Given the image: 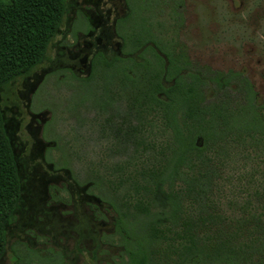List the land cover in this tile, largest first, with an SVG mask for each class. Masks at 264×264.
<instances>
[{"label":"trees","instance_id":"16d2710c","mask_svg":"<svg viewBox=\"0 0 264 264\" xmlns=\"http://www.w3.org/2000/svg\"><path fill=\"white\" fill-rule=\"evenodd\" d=\"M125 3L119 54L97 51L87 77L72 75L121 161L83 185L72 177L110 206L127 264H162L164 242L187 264H264V99L245 74L190 59L177 42L184 0ZM64 14L55 0H0V91L47 59ZM5 117L0 107V260L22 195Z\"/></svg>","mask_w":264,"mask_h":264},{"label":"rangeland","instance_id":"374dc122","mask_svg":"<svg viewBox=\"0 0 264 264\" xmlns=\"http://www.w3.org/2000/svg\"><path fill=\"white\" fill-rule=\"evenodd\" d=\"M55 4L58 10L63 6L65 14L47 59L28 77L0 91L22 182L0 264H127L110 206L89 195V183L82 187L74 180L83 185L93 172L113 168L121 158L102 142L100 117L92 100L83 101L87 89L72 75L87 77L97 51L108 57L119 54L121 40L114 25L128 9L125 0H64L63 4L55 0ZM138 8L144 10L142 2ZM182 11L184 26L177 42L190 59L197 66L245 74L261 102L264 0H184ZM168 12L159 18L167 22ZM141 20L137 22L143 24ZM87 24L93 28L88 33ZM46 152L57 165L66 160L72 173L54 170L45 161ZM167 243L156 248L159 262H189Z\"/></svg>","mask_w":264,"mask_h":264},{"label":"flooded vegetation","instance_id":"af4514ba","mask_svg":"<svg viewBox=\"0 0 264 264\" xmlns=\"http://www.w3.org/2000/svg\"><path fill=\"white\" fill-rule=\"evenodd\" d=\"M126 4V3H125ZM127 7V6H126Z\"/></svg>","mask_w":264,"mask_h":264}]
</instances>
